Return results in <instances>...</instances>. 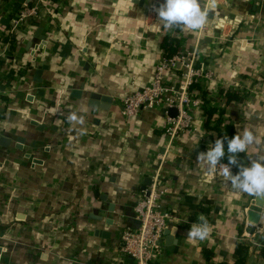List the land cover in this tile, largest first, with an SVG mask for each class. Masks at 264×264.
I'll return each mask as SVG.
<instances>
[{
  "label": "crops",
  "instance_id": "obj_1",
  "mask_svg": "<svg viewBox=\"0 0 264 264\" xmlns=\"http://www.w3.org/2000/svg\"><path fill=\"white\" fill-rule=\"evenodd\" d=\"M161 3L51 0L12 43L10 6L0 0V264H131L122 233L137 226V198L155 178L167 190L165 232L175 238L167 245L165 234L156 263L233 261L236 241H245L246 264H264L250 240L264 225L263 214L249 220L256 196L232 190L197 161L216 134L204 128L202 107L191 111L193 128L174 138L164 108L122 112L123 97L152 82L164 37L176 36L179 53L195 54L196 66L211 73L192 85L208 91L210 105L224 104L221 88L248 92L226 107L225 119L259 139L241 164L264 158V0H200L208 23L195 32L162 28ZM181 71L168 70L167 81L178 87ZM91 92L112 102L93 106ZM72 112L83 124L67 120ZM201 219L207 238H189Z\"/></svg>",
  "mask_w": 264,
  "mask_h": 264
},
{
  "label": "built area",
  "instance_id": "obj_2",
  "mask_svg": "<svg viewBox=\"0 0 264 264\" xmlns=\"http://www.w3.org/2000/svg\"><path fill=\"white\" fill-rule=\"evenodd\" d=\"M13 2L12 25L10 33L13 35L23 26H32L40 19L41 15L51 0H9ZM156 5L151 7L153 13ZM150 12V13H151ZM207 28L202 29V32ZM176 54L168 58L163 56L157 64L156 73L151 83L134 90L123 97V114L131 118L142 110H152L162 107L167 110L175 107L178 113L175 117L167 114L166 132L171 137H176L180 132L193 128L191 111L202 105L203 98L192 90V85L198 80L209 79L211 73L203 66L198 68L195 63V54ZM180 63V84L170 83L166 79L168 70H175ZM157 179L141 193L135 204L137 226H127L122 233L124 255L131 260V264H154L165 253V229L170 214L162 206V197L167 192L165 188L157 187ZM251 236L254 251L264 248V225L258 227Z\"/></svg>",
  "mask_w": 264,
  "mask_h": 264
},
{
  "label": "clouds",
  "instance_id": "obj_3",
  "mask_svg": "<svg viewBox=\"0 0 264 264\" xmlns=\"http://www.w3.org/2000/svg\"><path fill=\"white\" fill-rule=\"evenodd\" d=\"M208 12L202 8L200 0H162L157 9L159 24L162 28L185 27L192 31L200 30L206 23ZM70 122L83 124V116L75 112L67 116ZM259 143L258 137L250 129H244L231 136H220L210 142L206 151L197 154L201 167L209 172L215 170L222 181L232 190L264 198V158L251 160L246 166L239 163L237 155L244 153L250 145ZM227 154V162L223 163ZM217 165L220 167L217 169ZM238 170L233 173L232 166ZM175 232V229H172ZM209 234L207 221L193 224L187 233L192 239L204 240Z\"/></svg>",
  "mask_w": 264,
  "mask_h": 264
},
{
  "label": "trees",
  "instance_id": "obj_4",
  "mask_svg": "<svg viewBox=\"0 0 264 264\" xmlns=\"http://www.w3.org/2000/svg\"><path fill=\"white\" fill-rule=\"evenodd\" d=\"M10 6V17L15 14V11L12 10L13 8V2H10L9 0H5ZM16 34H10V38L12 43L16 39ZM164 51H165V56L170 58L173 55L180 54L178 47V39L176 36H169L166 35L164 37ZM207 90H202V98H203V103L201 105L203 112H204V128L207 130H214L215 131V136L211 135V141H214L217 137L220 136H228L229 138L236 133H238L236 124L233 121H229L225 119V113H226V107H228L229 104L233 102H244L247 99L248 92L245 90H241L238 88H221L220 92L225 98V102L223 105L220 106H213L210 105L209 99L207 98ZM249 158L248 154L246 152L244 153H239L237 155V159L239 163L243 160H247ZM227 162V154L224 158L223 163ZM232 169L234 172L238 170L237 166H232ZM96 196H99L98 193H95ZM251 231V229L249 228ZM249 250V243L245 241H236L235 243V249H234V256L235 259L233 261H227V260H222L220 262H211L210 264H246V258ZM261 252L264 255V248H261ZM205 254L207 258H211L210 256V251L205 250ZM158 264V263H154Z\"/></svg>",
  "mask_w": 264,
  "mask_h": 264
},
{
  "label": "water",
  "instance_id": "obj_5",
  "mask_svg": "<svg viewBox=\"0 0 264 264\" xmlns=\"http://www.w3.org/2000/svg\"><path fill=\"white\" fill-rule=\"evenodd\" d=\"M45 43V41H43ZM43 47V44L41 45ZM180 63H177V67ZM104 102V103H103ZM112 102L111 96L103 95L97 92L90 93V104L97 107L107 108L108 105ZM178 113L177 108L171 107L167 110V114L171 117H175ZM3 143H5V139H1ZM249 220L252 222H257L258 217L263 214L264 215V198H254L251 202L248 210ZM167 235L166 243L167 245H171L175 242V238L173 235L167 230L165 232ZM167 249H174L172 247H168Z\"/></svg>",
  "mask_w": 264,
  "mask_h": 264
}]
</instances>
